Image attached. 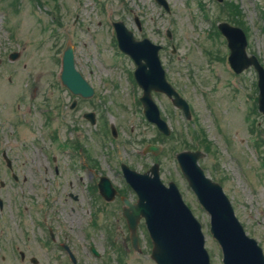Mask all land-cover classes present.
I'll use <instances>...</instances> for the list:
<instances>
[{"label":"rangeland","instance_id":"1","mask_svg":"<svg viewBox=\"0 0 264 264\" xmlns=\"http://www.w3.org/2000/svg\"><path fill=\"white\" fill-rule=\"evenodd\" d=\"M168 2L170 12L156 0H0V123L5 124L0 129V180L5 182L0 185V264H72L67 254L57 258L58 245L37 237L33 229L53 220L80 264H156L144 221L136 250L122 219L121 201L107 202L92 190L106 174L136 200L121 163L145 171L156 161L162 180L177 183L202 223L212 264H224L210 232V215L179 167L176 154L184 149L206 152L200 164L222 184L247 233L264 249V114L258 107V74L254 68L236 74L228 61L227 41L217 33L220 21L238 25L229 8L235 3L249 52L264 65V0ZM119 20L137 38L164 45L160 55L167 77L190 102L188 120L166 94L153 92L172 128L170 136L161 137L144 115L135 63L118 46L113 22ZM68 42L74 45L77 68L95 87L91 98L73 95L61 83ZM15 51L20 55L11 59ZM74 99L78 103L71 108ZM20 107L30 110L33 124ZM87 111L96 112V124L84 116ZM150 142L163 145L159 155L142 153ZM3 152L12 158V170ZM90 171L95 173L92 178ZM34 256L38 263L31 260Z\"/></svg>","mask_w":264,"mask_h":264},{"label":"water","instance_id":"2","mask_svg":"<svg viewBox=\"0 0 264 264\" xmlns=\"http://www.w3.org/2000/svg\"><path fill=\"white\" fill-rule=\"evenodd\" d=\"M157 1L170 9L167 0ZM115 26L120 47L130 53L138 64L136 77L144 88L141 99L145 104V113L162 131L169 134L170 127L161 117L160 109L152 98L153 89L165 91L177 106L184 109L188 117L191 114L189 103L166 79L159 56L162 46L148 38L136 40L134 33L122 21L116 22ZM218 26L228 39L231 50L229 61L235 71L241 73L251 66L258 71L259 105L264 113V66L256 55L248 54L247 35L241 27L229 22H220ZM16 56L17 53L12 54L13 58ZM63 64V83L76 94L92 96L93 87L75 67V54L71 43L64 52ZM88 115L94 120L93 113ZM161 148L159 144H149L145 151L158 153ZM203 155L202 151L188 150L180 152L178 159L191 187L211 214V232L222 246L224 264H264L262 246L246 233L222 185L208 177L199 164L198 160ZM123 170L127 181L139 195L137 203L124 198V215L132 232V243L135 246L138 244L137 226L144 216L153 239L152 257L158 264H211L202 224L185 203L176 183L170 182L169 187L163 183L159 163L145 173L131 169L126 164H123ZM100 189L108 199L114 198L116 191L108 178L101 179Z\"/></svg>","mask_w":264,"mask_h":264},{"label":"flooded vegetation","instance_id":"3","mask_svg":"<svg viewBox=\"0 0 264 264\" xmlns=\"http://www.w3.org/2000/svg\"><path fill=\"white\" fill-rule=\"evenodd\" d=\"M24 119L25 120L28 119L27 113H24ZM18 121L19 120H17L16 123L19 125L26 124V123H18ZM4 125L5 124L1 123L2 127H4ZM22 131H24V130H22ZM12 136L14 137V135H12ZM3 154H4V152H3ZM76 199H78V197H76ZM0 209L2 210L3 208L0 206ZM42 212H43V209L38 213L37 218L41 217ZM45 218H47V216ZM54 222H55L54 220L51 221V223L46 221L44 224L42 223V224L36 225L35 227L33 226V229H34V231L37 232V237H39V238L43 237L48 242V244L53 243V245H58L59 253L56 254L55 250L54 249L53 250H54L56 257L60 259L62 257H65L66 254L70 255V251L72 252V249L70 248L71 250L70 251L68 250L67 246H69V245L67 244V242L64 239L61 238L59 231L56 229L58 226L53 225ZM46 229L48 231H46ZM26 232L27 231H23L22 235L26 234ZM125 241H126V237H125ZM21 256H22V252H21ZM22 258L25 259L26 254L24 256H22Z\"/></svg>","mask_w":264,"mask_h":264},{"label":"trees","instance_id":"4","mask_svg":"<svg viewBox=\"0 0 264 264\" xmlns=\"http://www.w3.org/2000/svg\"><path fill=\"white\" fill-rule=\"evenodd\" d=\"M230 7H231V13L236 15V16H233V20L236 23L242 24L243 21L238 19L239 16H242V13L238 9L237 5L235 3H230Z\"/></svg>","mask_w":264,"mask_h":264}]
</instances>
